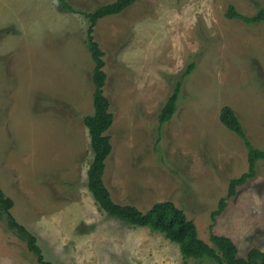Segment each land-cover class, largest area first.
<instances>
[{"label": "rangeland", "instance_id": "374dc122", "mask_svg": "<svg viewBox=\"0 0 264 264\" xmlns=\"http://www.w3.org/2000/svg\"><path fill=\"white\" fill-rule=\"evenodd\" d=\"M116 0H0V189L11 215L57 264H211L187 260L147 228L101 212L87 190L93 154L84 116L92 113V61L82 13ZM247 17L264 0H137L100 19L104 95L113 122L103 177L112 200L147 211L170 201L198 237H228L245 257L264 251V161L236 189L210 230L231 179L247 171L241 140L220 120L233 109L251 144L264 150V22ZM190 64L195 68L182 79ZM181 81L171 120L158 114ZM0 264H38L0 220Z\"/></svg>", "mask_w": 264, "mask_h": 264}, {"label": "trees", "instance_id": "16d2710c", "mask_svg": "<svg viewBox=\"0 0 264 264\" xmlns=\"http://www.w3.org/2000/svg\"><path fill=\"white\" fill-rule=\"evenodd\" d=\"M136 1L116 0L113 3L98 6L91 12L82 13L88 22L83 44L93 65L91 76L93 86L92 113L82 119L83 125L88 132L90 148L93 154L87 169V190L98 209L108 217L132 227L147 228L153 233L162 234L168 242L177 245L184 263L192 259L199 263L209 262L211 264H264V251L252 248L245 257H238L236 245L226 236L216 235L211 232L208 238L209 244L200 240L193 221L189 220L183 210L170 201L154 203L147 211L143 212L131 205L115 203L105 186L103 180L105 161L112 151L107 131L112 125L113 115L110 112V102L103 92L106 82L104 53L96 42L93 33L100 19L118 15ZM57 2L63 10L79 13L67 0H57ZM225 17L229 20H239L246 24H260L264 22V9L260 8L256 14L247 17L238 13L230 5ZM194 68L195 65L190 64L182 74V79ZM180 88L181 81H178L174 91L167 98L158 114L159 125L170 121L176 112ZM219 120L225 128L233 132L241 140L246 149L247 171L239 177L230 180L226 195L219 199L217 208L210 215L212 223L209 228L211 231L216 218L226 209L227 201L236 195V189L254 178L257 162L260 160L264 161V150L255 148L251 144L231 107L224 106L220 110ZM12 207L13 201L6 197L0 189V220L4 221L6 228L25 244V248L34 256L38 264H57L44 259L41 248L38 247L37 238L14 219L10 213Z\"/></svg>", "mask_w": 264, "mask_h": 264}]
</instances>
